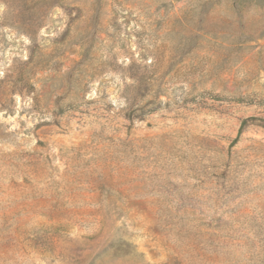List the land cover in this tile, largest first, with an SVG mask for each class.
I'll return each mask as SVG.
<instances>
[{
    "label": "rangeland",
    "instance_id": "374dc122",
    "mask_svg": "<svg viewBox=\"0 0 264 264\" xmlns=\"http://www.w3.org/2000/svg\"><path fill=\"white\" fill-rule=\"evenodd\" d=\"M0 264H264V0H0Z\"/></svg>",
    "mask_w": 264,
    "mask_h": 264
},
{
    "label": "trees",
    "instance_id": "16d2710c",
    "mask_svg": "<svg viewBox=\"0 0 264 264\" xmlns=\"http://www.w3.org/2000/svg\"><path fill=\"white\" fill-rule=\"evenodd\" d=\"M249 120H251V119L250 118H246V119L243 120L241 128H239V135L234 139L233 142H237L239 140V136H240V134L242 132V129L245 127V125L248 123Z\"/></svg>",
    "mask_w": 264,
    "mask_h": 264
}]
</instances>
